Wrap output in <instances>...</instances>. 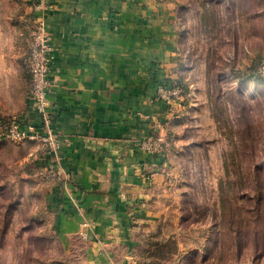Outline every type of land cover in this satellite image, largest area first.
<instances>
[{
	"label": "crops",
	"instance_id": "1",
	"mask_svg": "<svg viewBox=\"0 0 264 264\" xmlns=\"http://www.w3.org/2000/svg\"><path fill=\"white\" fill-rule=\"evenodd\" d=\"M15 5V21L0 12V119L16 115L36 127L38 139L46 134L23 64L32 23L42 19L53 45L48 109L56 141L38 161L47 171L46 219L66 247L83 248L85 264H131L143 231L163 212L155 193L166 184L168 147L142 143L165 142L167 123L179 116L170 112L179 102L159 98L157 89L187 77L181 6L173 0Z\"/></svg>",
	"mask_w": 264,
	"mask_h": 264
},
{
	"label": "rangeland",
	"instance_id": "2",
	"mask_svg": "<svg viewBox=\"0 0 264 264\" xmlns=\"http://www.w3.org/2000/svg\"><path fill=\"white\" fill-rule=\"evenodd\" d=\"M173 1L187 77L173 84L179 116L164 134L163 212L131 264H264V78L252 73L264 57V0ZM15 4L0 0L13 21ZM29 140L0 125V264H85L81 246L51 232L38 162L48 145Z\"/></svg>",
	"mask_w": 264,
	"mask_h": 264
},
{
	"label": "built area",
	"instance_id": "3",
	"mask_svg": "<svg viewBox=\"0 0 264 264\" xmlns=\"http://www.w3.org/2000/svg\"><path fill=\"white\" fill-rule=\"evenodd\" d=\"M31 43L23 59L25 72L29 77V93L33 98L34 106L41 116L42 127L46 134L39 136V139L46 142L47 150L56 148L54 133L50 128V111L48 109V94L51 89L52 79L50 78L51 62L53 59V45L50 42V35L47 26L42 19L34 22ZM257 72L264 77V57L258 62ZM159 98L167 101L181 99V91L174 85L167 87L161 85L157 89ZM4 135L24 138H36V127L32 123H24L17 116L9 117L8 123L4 126ZM143 147L151 150H160L164 145L161 138L149 137L142 143ZM87 225V223H84ZM84 235V234H83Z\"/></svg>",
	"mask_w": 264,
	"mask_h": 264
},
{
	"label": "trees",
	"instance_id": "4",
	"mask_svg": "<svg viewBox=\"0 0 264 264\" xmlns=\"http://www.w3.org/2000/svg\"><path fill=\"white\" fill-rule=\"evenodd\" d=\"M252 73H253V74L255 73V74L261 76V75L257 72L256 68L252 71ZM261 77H262V76H261ZM263 78H264V77H263ZM8 120H9V118H8V119L1 118V119H0V125L4 127L5 124L8 123Z\"/></svg>",
	"mask_w": 264,
	"mask_h": 264
}]
</instances>
